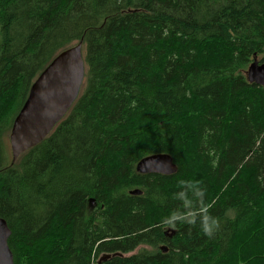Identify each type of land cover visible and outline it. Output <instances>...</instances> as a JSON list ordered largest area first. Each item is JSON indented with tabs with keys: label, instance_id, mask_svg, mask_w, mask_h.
Returning <instances> with one entry per match:
<instances>
[{
	"label": "trees",
	"instance_id": "obj_1",
	"mask_svg": "<svg viewBox=\"0 0 264 264\" xmlns=\"http://www.w3.org/2000/svg\"><path fill=\"white\" fill-rule=\"evenodd\" d=\"M80 40L78 98L11 164L33 80ZM254 54L264 61V0H0V216L13 264H264ZM154 153L176 171L137 172Z\"/></svg>",
	"mask_w": 264,
	"mask_h": 264
},
{
	"label": "water",
	"instance_id": "obj_2",
	"mask_svg": "<svg viewBox=\"0 0 264 264\" xmlns=\"http://www.w3.org/2000/svg\"><path fill=\"white\" fill-rule=\"evenodd\" d=\"M85 73L80 40L59 51L36 76L8 134L11 164L43 140L67 114L81 92ZM246 79L264 85V61L259 62L255 54L247 67ZM136 170L139 173L171 174L176 171V165L169 154L154 153L141 158L136 164ZM129 192L141 193L138 189ZM89 202L93 203V200L89 199ZM10 234L6 220L0 216V264H13V254L8 246ZM108 256L105 254L98 262Z\"/></svg>",
	"mask_w": 264,
	"mask_h": 264
},
{
	"label": "clouds",
	"instance_id": "obj_3",
	"mask_svg": "<svg viewBox=\"0 0 264 264\" xmlns=\"http://www.w3.org/2000/svg\"><path fill=\"white\" fill-rule=\"evenodd\" d=\"M213 223H214V225L218 226V225H217V222H216L215 220L213 221ZM167 224H168L169 226H172V227H175V226H176L175 224H172L171 221H169ZM203 231H204L205 234H207V235H211V234H212V228H210V227L207 225V223L204 224V226H203Z\"/></svg>",
	"mask_w": 264,
	"mask_h": 264
},
{
	"label": "rangeland",
	"instance_id": "obj_4",
	"mask_svg": "<svg viewBox=\"0 0 264 264\" xmlns=\"http://www.w3.org/2000/svg\"><path fill=\"white\" fill-rule=\"evenodd\" d=\"M82 51H84V49H82ZM261 58V56H257V59L259 60Z\"/></svg>",
	"mask_w": 264,
	"mask_h": 264
}]
</instances>
